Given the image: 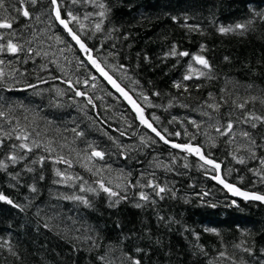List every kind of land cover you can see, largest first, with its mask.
I'll return each mask as SVG.
<instances>
[{
    "label": "trees",
    "instance_id": "obj_1",
    "mask_svg": "<svg viewBox=\"0 0 264 264\" xmlns=\"http://www.w3.org/2000/svg\"><path fill=\"white\" fill-rule=\"evenodd\" d=\"M57 2L165 139L199 146L226 182L264 195V122L240 119L264 116V0ZM3 3L0 22L12 27L0 28V193L13 203L0 200V264H264V204L233 200L193 153L148 132L58 25L51 0ZM229 120L231 133L216 131Z\"/></svg>",
    "mask_w": 264,
    "mask_h": 264
},
{
    "label": "snow or ice",
    "instance_id": "obj_2",
    "mask_svg": "<svg viewBox=\"0 0 264 264\" xmlns=\"http://www.w3.org/2000/svg\"><path fill=\"white\" fill-rule=\"evenodd\" d=\"M30 2H31L33 5H35V4L37 3V0H30ZM21 3H23V0H21ZM51 3H52L53 5H56V7H55V9H54L56 20L59 21L60 25H62L65 29L68 30L69 34L72 36V39L75 40L76 43L80 45V48H81L82 50H84L85 52L89 51V50L86 48L85 44L81 42L80 37L77 36V35L72 31L71 28H69V26H68L69 22L66 21L65 19H62V18H61V11H60V7H59V5H58L57 0H51ZM0 7H4L3 0H0ZM99 7H100L101 9H103V8H105L106 6H105L104 3H101V4L99 5ZM17 11H20V10L17 9ZM22 14H23V16H25V17H30V13H29V11H28L27 9H24L23 12H22ZM68 15H69L73 20L77 19V17L73 16L71 12H69ZM98 15L101 16V17H105V12H104V11H101V12L98 13ZM85 19H87V16L85 17ZM11 27H12V24H11L10 22H0V28H11ZM81 27L83 28V25H81ZM245 27H246V25H244V24H237V25H235V28H237V29H241V30H243ZM95 28H96L97 31H99V30L101 29V24H100V23H97V24L95 25ZM218 30H219L220 33H222V34H226L227 32H229V31H233L234 29L231 28V27H223V26H221V27H219ZM6 47H7V50H8V51H11V52H17V51L20 50V49H19V46H18L17 44L13 43L11 40L8 41ZM202 47H203V46H202ZM2 50H3V46H0V51H2ZM172 54H173V55L176 54V52H175V48H173V52H172ZM179 55H182V56H188L189 53H187V52H181V53H179ZM88 59H89V61L92 63V65L95 66V67L97 68V70L100 71L101 74H102L103 76H105V78L108 79V81H109L110 83H112L113 86H114L115 88H117L118 91H120L121 93L125 94V96H126V98H127V94L124 93V89L121 88V87L119 86V84H117V83L111 78V76H109V75L107 74V72H105V71L103 70V68L100 67V65L97 63V61H96L95 59H93L91 56H89ZM225 59H228V58L225 57ZM195 60H196L198 63H200L201 65H203V67H205V68H209V69L211 68V66H210V64H209V62H208V60H207L206 58H204V57H202V56H196V57H195ZM201 75H204V73H201ZM190 78H191V77H188V76L185 77V79H190ZM176 87L179 88L180 85L177 84ZM77 95H83V93L77 92ZM145 99H147V97H145ZM253 99H255V98H253ZM129 102L132 103V104H133V107L136 108L137 111L141 113V117H140V118H141V122L144 123L148 128H150V129L152 130V132H154V133L156 134V136L160 137L161 140H163L165 143H169V141H168L167 139H165V137H164L163 135H161L160 131H158L155 127H153V125H152L151 123H149L147 120H145V119L143 118V115H142V111H143V110L140 109L139 106L136 105L134 101L129 100ZM234 103H235V102H234ZM247 103H248V101H245V102H243V103H238V104H236V107H238L239 109L243 110V109L245 108V106H246ZM208 107L212 108L214 111H218L220 105H219V104H209ZM0 115H3V113H0ZM154 119H158V117H154ZM240 119H242L244 123H249L251 120H258V121L264 122V116H255V115H253L252 113H247L246 115H244V116H243L242 118H240ZM193 123H195V121H193ZM256 126H257V125H256L255 123H252V124H251V127H253V128H255ZM197 127H199V126L197 125ZM233 127H234L233 122H232L231 120H229V121L227 122V124H226V128H225V130H224L223 132H221V129H220L219 127L216 128V131H217V132H220L221 135H228L229 133H231ZM175 135H176V136H179L180 133H179V132H176ZM241 135H242L243 137L247 138V139H251V138H250V134H249V132H247V131H242V132H241ZM17 139H24V140H27V139H28V136H27V135H25V136H23V137L17 136ZM0 143H2V141H0ZM251 143L255 144V140H251ZM20 147H21V148H24V147H26V145H23V144H22V145H20ZM172 147H173V148H177V149H182V150L187 151V152H189V153H196V154H198V155L200 156V159H201V160H204V161H205V163H207V164H209V165H213L214 168H216V169H219V167H220V165H219V164H216L213 160H211V159H206L205 156L202 154L201 149H200L199 146H195V147H193V146L190 145V144H177V143H173V144H172ZM28 151H31V149L29 148ZM94 155L99 156V157H101V158L103 157V154H102V153H99V152L94 153ZM9 159L12 160L13 162H15V161L17 160V157H16L15 155H12V156L9 157ZM43 159H44V158L42 157L41 160H43ZM239 162L243 163V160L240 159ZM261 162L264 163V161H261ZM2 166L5 167V168L7 167L6 164H5V165H2ZM30 170H31V169H30ZM58 174H59V173H58ZM214 179H218L219 182H220L221 184H224V186H225L226 188H228L230 191H232L234 195L242 196V197H243L244 199H246V200L251 199V200H258V201H262V202H264V195H261V194H258V193H248V192H243V191H241L239 188H235L233 185L225 183V181H224L223 179H220L219 177H214ZM146 186H147V187H152L154 190H156V194H157V195H160L161 193H164V192L166 191V188H165V187H159L158 185H154V184H152V183H149V184L146 185ZM101 187H103V185H101ZM157 189H158V190H157ZM34 190H35V189H33V191H34ZM104 191H105V192H109L110 195H112V196H117V195H118L116 192H112L109 188H106V187L104 188ZM168 191H170V190H168ZM173 195H174V193H173ZM139 196H140V199H141V200H144V201L149 200V196L146 195L144 192H140V193H139ZM161 198H163V197L161 196ZM77 199H79V198H77ZM0 200H2V201H6V202L9 203V204H12V203H13L12 200L8 199V197H6L3 193H0ZM135 206H136V207H141L140 204H136ZM137 251H139V249H137ZM101 259H103V257H101ZM133 264H141V262H140V260H134V261H133Z\"/></svg>",
    "mask_w": 264,
    "mask_h": 264
},
{
    "label": "water",
    "instance_id": "obj_3",
    "mask_svg": "<svg viewBox=\"0 0 264 264\" xmlns=\"http://www.w3.org/2000/svg\"><path fill=\"white\" fill-rule=\"evenodd\" d=\"M55 7H56V5H55ZM54 16H55V11H54ZM58 22V25L60 26V27H62L64 30H65V32L69 35V37L71 38V40L73 41V43L75 44V46L79 49V51L82 53V55L84 56V57H86V59H87V61L89 62V64L92 66V68L95 70V72L99 75V77L123 100V102L126 104V106L133 112V114L136 116V118H137V120L141 123V125L142 126H144L145 127V129L148 131V132H150L151 134H153V135H155L156 136V134L154 133V132H152V130L150 129V128H148L144 123H142L141 122V113L140 112H138L137 111V109L136 108H134L133 107V104L132 103H130L129 102V100H131V101H134L135 102V104L136 105H138L139 106V108L140 109H142L143 111H142V115H143V118L145 119V120H147L149 123H151L148 119H147V117H146V115H145V109L138 103V101L133 97V95L130 93V92H128L124 87H122L121 85H120V83H118V81L107 71V70H105L102 66H100L101 68H103V70L105 71V72H107V74L109 75V76H111V78L117 83V84H119V86L121 87V88H123L124 89V93H126L127 94V98H126V96H125V94H123V93H121L120 91H118L117 90V88H115L114 86H113V84L112 83H110L109 81H108V79H106L105 78V76H103L102 74H101V72L100 71H98L97 70V68L95 67V66H93L92 65V63L89 61V59H88V57L89 56H91L93 59H95L94 57H93V54L90 52V51H87V52H85L84 50H82L81 48H80V45L79 44H77L76 43V41L75 40H73L72 39V36L69 34V32H68V30L67 29H65L62 25H60V23H59V21H57ZM68 26H69V24H68ZM69 28H70V26H69ZM81 40V39H80ZM81 42L82 43H84L82 40H81ZM86 46V45H85ZM86 48H87V46H86ZM88 49V48H87ZM96 60V59H95ZM97 61V60H96ZM97 63H98V61H97ZM99 64V63H98ZM152 124V123H151ZM154 127V126H153ZM157 138H159L160 139V137H158V136H156ZM161 140V139H160ZM163 141V140H162ZM164 142V141H163ZM164 144H166L167 146H169V147H171V148H173L172 147V144L173 143H171V142H169V143H165L164 142ZM174 149H177V148H174ZM201 149V148H200ZM179 150H182V149H179ZM182 151H184V150H182ZM201 152H202V154L204 155V153H203V151H202V149H201ZM94 153H96V152H94ZM94 153H93V157L94 158H101V157H99V156H96V155H94ZM100 153V152H99ZM194 155H195V157H196V159L202 164V165H204L205 167H207V168H209V169H211V170H213L214 172H215V175H216V177H219L220 179H223L224 180V178H223V175H222V166L220 165V167H219V169H216V168H214V166L213 165H209V164H207V163H205V161L204 160H201L200 159V156L198 155V154H196V153H193ZM205 156V155H204ZM206 158V157H205ZM206 159H208V158H206ZM216 163V162H215ZM217 164V163H216ZM215 181H216V183L221 187V188H223L229 195H230V197L233 199V200H235V201H245V202H255V203H260V204H264V202H262V201H258V200H251V199H248V200H246V199H244L242 196H239V195H234L233 194V192L232 191H230L228 188H226L225 186H224V184H221L220 182H219V180L218 179H215ZM225 181V180H224ZM225 183H227V184H229L228 182H226L225 181ZM234 186V185H233ZM235 188H238L237 186H234ZM240 189V188H239ZM241 190V189H240ZM241 191H243V190H241ZM243 192H247V191H243ZM248 193H251V192H248Z\"/></svg>",
    "mask_w": 264,
    "mask_h": 264
}]
</instances>
